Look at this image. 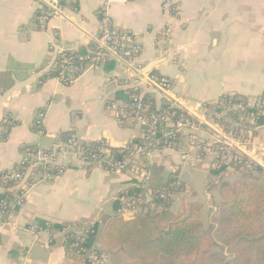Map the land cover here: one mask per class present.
Returning <instances> with one entry per match:
<instances>
[{
  "label": "crops",
  "instance_id": "obj_1",
  "mask_svg": "<svg viewBox=\"0 0 264 264\" xmlns=\"http://www.w3.org/2000/svg\"><path fill=\"white\" fill-rule=\"evenodd\" d=\"M64 1L60 12L41 30L37 14L59 0H0V171L20 162L23 147L52 149L67 133L81 141L104 138L114 147L131 142L138 135L137 128L119 123L106 104L117 97L122 85L134 81L140 85L146 75L144 67L154 61L151 72L171 80V94L179 107L203 122L204 110L221 96L238 94L248 99L263 90L264 0ZM104 10L113 26L137 36L142 47L137 61L116 60L110 68L103 64L85 67L69 85L50 77L54 55L47 51L48 41L57 35L66 50L86 49L98 34ZM139 89L157 106L169 101L157 89L147 85ZM6 117L12 126L3 137ZM210 124L214 123L207 124L212 135L208 131L194 139L183 135L173 149L153 151L141 159L136 171L122 174L95 165H73L50 181L27 185L21 189L22 205L0 219L4 222L0 225V264H62L67 257L65 232L43 227V223L96 224L95 245L101 248L105 223L115 211L121 216L122 209L113 208L118 194L137 179L142 195L148 196L152 166H161L164 174L178 173L188 193L180 196L201 205L203 229L205 203L197 201L201 190L192 185L193 172L186 173V169L200 167L212 223L221 202L212 194L218 189V176H212L208 168L214 159L211 138L218 137ZM262 133L254 129L251 135L259 147L264 144ZM32 225L41 229L32 232ZM105 253L103 264H110L116 254ZM118 264L123 262L118 260Z\"/></svg>",
  "mask_w": 264,
  "mask_h": 264
},
{
  "label": "trees",
  "instance_id": "obj_2",
  "mask_svg": "<svg viewBox=\"0 0 264 264\" xmlns=\"http://www.w3.org/2000/svg\"><path fill=\"white\" fill-rule=\"evenodd\" d=\"M59 3L64 4L65 1L59 0ZM92 47L93 43H90L84 50L68 51L76 57L80 70H84L87 64L85 57L93 55ZM113 62L115 60L106 61L103 65L110 68ZM56 76L57 70L53 67L50 77L56 78ZM135 94H139L141 100L149 105V112L154 110L162 112L167 107L166 104L157 106L150 95L141 92L140 89L126 86L121 88L116 94L117 97L114 98L124 102L126 106L123 112L126 114L133 109L131 96ZM222 98L229 103H242L245 106L243 112L232 106L227 114L232 120H237L244 125L238 129L234 128V132L239 133L242 129L251 128L249 126L251 124L248 125L246 122V117L251 113L254 115L255 127L264 125V116L257 114L259 111L256 107L247 105V99L243 96L234 94L230 98L224 96ZM172 110L176 114L183 112L180 108H172ZM239 112L244 117L241 120L237 118ZM6 118L4 127L7 131L3 133V137L12 126L11 119ZM219 122L224 123L222 120ZM142 131L145 132L146 128L142 127ZM63 136L60 142H64L70 134H63ZM132 142L141 144L143 139L137 135ZM81 144L86 153L93 152L100 156L91 166H99L105 170L111 169L114 162L125 160L128 155L127 148L111 146L104 138L82 141ZM34 148L36 147L25 146L21 151L24 153ZM100 149H105V152H100ZM147 149L153 151L156 148ZM233 164L232 168L240 171L241 179L235 181L232 186L221 178L222 173L227 171L224 166L210 170L212 176H218V190L222 201L211 225L202 233H199L202 226L199 216L200 203L186 202L183 196L177 195L180 205L176 210L171 209L173 194L184 193L186 190L185 183L179 180L177 172L164 174L161 166H152L147 180L148 196L142 195L141 188L137 186L139 182L137 179H132L131 185L118 194L113 208L115 210L130 209L131 205H135L142 210L127 218L113 217L105 223L100 234L101 252H112L116 256L117 253H121L125 257L123 264H264V168L256 164L251 168ZM131 166L130 163H126L121 169L124 171ZM14 167L19 171L22 169L19 163ZM14 183L0 185L2 190L0 219L15 213L24 202L21 188H13ZM43 224V227L57 228L65 232L67 257L62 264H92L88 257L90 250L95 248L98 232L96 224L85 227L68 222ZM75 226L82 230L77 232L74 229ZM216 247L219 251H212V248ZM118 260L121 261L120 258Z\"/></svg>",
  "mask_w": 264,
  "mask_h": 264
},
{
  "label": "built area",
  "instance_id": "obj_3",
  "mask_svg": "<svg viewBox=\"0 0 264 264\" xmlns=\"http://www.w3.org/2000/svg\"><path fill=\"white\" fill-rule=\"evenodd\" d=\"M49 7L43 8L36 16L37 27L41 30L45 29L51 18L60 12L63 4L59 3L51 8ZM92 43L93 55L85 57L87 60L85 67L88 68H96L99 64L111 60H123L133 64L139 58L138 56L142 50L141 44L135 34L131 30L115 28L111 24L105 10L101 11L98 34ZM47 51L54 55L53 67L57 70L56 79L61 83L65 85L67 83L71 84L83 71L80 70L79 65L76 63V57L71 52H68L70 50H66L61 46V41L57 35L48 41ZM136 69H140L139 65L136 66ZM144 79L147 85L159 90L163 94L172 85L167 77L153 72L144 75ZM224 97L230 98L232 95H224ZM131 99L133 109L127 114L123 112V108L126 105L120 99L109 100L106 104V109L118 122L137 128L138 130L140 129L141 133L139 137L143 139V142L140 144L131 141L126 144L127 146L124 149H128L127 157L125 160L114 162L111 169H109L110 171L123 168L133 158L134 161L139 158H145V155L149 152L147 149L149 147L153 149L174 148L179 139L185 135L186 131L196 128L197 124L204 123L201 118L189 114L183 108H181L183 111L181 114H176L172 110V108L179 107L176 100L175 102L171 101V106L167 105L166 109L162 112H157V110L149 112V105L141 100L139 94L132 95ZM215 104L218 107L227 108L233 103H229L228 100L226 101L224 98H221ZM246 104L256 107L259 111L257 114L264 116V87L262 92L256 97V100H248ZM233 105L239 111H245V106L242 103ZM40 116L43 118V114ZM253 117L252 113L248 116L251 121H253ZM41 120L39 118L38 123ZM142 127L146 128L145 132L142 131ZM217 138L218 141L214 148L216 155L213 159L212 168L224 166L228 167V169H233L232 163L235 166L240 165L245 168H251L255 164L264 168V154L261 155L256 152L246 154L247 157L245 154L239 152L243 143L247 140L241 132L236 133L233 129L226 127ZM81 142V140H78L72 134L55 148L36 147L33 150L25 151L22 153V158L19 162V165H22L20 171L14 166L11 169L0 171V185L15 182L13 187H20L23 190L27 185H31L33 181H50L56 176L63 174L67 168L73 165H77L76 167L80 168L93 164L100 157L99 154L93 152L86 153ZM129 144L131 146H128ZM100 152H105V149H100ZM131 207L138 208L135 205H131ZM139 209L141 208L139 207ZM37 229L41 228L36 225L30 227L32 232ZM81 230L76 229L77 232ZM106 256V253L101 252V249L95 247L93 250H90L88 258L92 264H103Z\"/></svg>",
  "mask_w": 264,
  "mask_h": 264
},
{
  "label": "rangeland",
  "instance_id": "obj_4",
  "mask_svg": "<svg viewBox=\"0 0 264 264\" xmlns=\"http://www.w3.org/2000/svg\"><path fill=\"white\" fill-rule=\"evenodd\" d=\"M50 5V7L49 8H51L52 7V5L51 4H49ZM111 22V21H110ZM115 27V26H114ZM116 28V27H115ZM127 30H129V29H127ZM132 31V30H131ZM133 32V31H132ZM134 33V32H133ZM136 36V35H135ZM137 37V36H136ZM61 46H62V42H61ZM63 47V46H62ZM53 55V54H52ZM143 81H142V83L140 84V85H137V84H135V81H134V84L133 85H130V84H128V85H126V86H131V87H134V88H138L139 89V87L140 86H146L147 84H146V81H145V79H144V77H142L141 78ZM168 80H170L169 78H167ZM171 81V80H170ZM126 86H123V87H126ZM147 87H150L149 85H147ZM150 88H152V87H150ZM142 92V91H141ZM171 92H172V90H171V85H170V87L168 88V90H166V92L164 93V95L165 96H167L168 98H169V101L167 102V103H165L166 105H168V106H171V101H174L175 102V100H177V98L176 97H173L172 96V94H171ZM145 93V92H144ZM233 96V95H232ZM258 96V95H257ZM256 96V97H257ZM256 97H250V98H246L247 99V101L249 100V101H254V100H256ZM221 98H222V96H221ZM221 98H219V99H217V100H215L214 101V103L213 104H210V107H208L207 109H205L204 111H205V113H204V115H203V118L205 119V122H207V124H208V122H213L214 124H210L209 126L212 128V129H215V131H214V134L215 133H217V135H219L222 131H224L225 130V128L226 127H229V128H231V129H234V128H239V127H241V126H244L242 123H239L237 120H230L229 119V117L227 116V114H228V112L231 110V108H232V106H234L233 104L232 105H229L227 108H223V107H219L220 108V110H219V108H218V106L215 104V102H217L218 100H220ZM179 106V105H178ZM178 108H180V107H178ZM236 108V107H235ZM181 109V108H180ZM241 112H243V111H241ZM241 112H239L238 113V115H237V118L239 119V120H241V119H243L244 117H242V113ZM193 115H195L194 113H193ZM228 117V118H227ZM213 119V120H211V119ZM220 120H222L224 123L222 124L221 122H219ZM202 123V124H197V127L196 128H193V129H191V130H188V131H186L185 132V135H186V137H188V138H191V139H194V138H198V136H201V135H204L205 133H207V131H208V133H210V135H212L213 134V130H212V134H211V130L208 128V126H207V124L206 123ZM244 122V121H243ZM246 122L248 123V125L249 124H251V125H249L251 128H246V129H242V130H240V132H241V134H243L246 138H247V140L243 143V145H242V148H241V150L239 151L240 153H242V154H245V156H247L246 154H252V153H256V152H258L259 154H261V155H263L264 153H263V150H264V144H263V147L262 146H258L257 145V142H255V140H253L252 139V137H251V135L253 136V132H254V129L256 130V132H258V131H260V130H264V125H262V126H260V127H255L254 126V121H251V120H249V118L248 117H246ZM120 123V122H119ZM121 124H123V123H121ZM246 124V123H245ZM124 125V124H123ZM216 125V126H215ZM247 125V124H246ZM247 125V126H248ZM124 126H126V127H131V126H129V125H124ZM218 127V128H217ZM252 128H254V129H252ZM218 129H220V131L218 130ZM138 130V129H137ZM247 130H250V132H247ZM252 132V133H251ZM141 133V130L139 129L138 130V135ZM261 137H262V141H263V143H264V133H262L261 134ZM180 140V139H179ZM211 144H212V147L210 146V149H213V151H212V153L214 154V158H215V155H216V153H215V149H214V145H216V143H217V141H218V138H216V137H212L211 138ZM179 142V141H178ZM177 142V143H178ZM256 144L255 146L256 147H253V144ZM177 145V144H176ZM175 145V146H176ZM125 146H127V145H123V146H120L121 148H124ZM174 146V147H175ZM252 147H253V150L251 151V149H252ZM261 148H263V149H261ZM173 149V148H172ZM167 150H171V149H165V148H160V149H155V150H153V151H158V152H160V151H167ZM153 151H149L148 153H147V155L148 154H150L151 155V153L153 152ZM248 157V156H247ZM210 158V156H209V154H208V156H207V159H209ZM143 159V158H142ZM140 158L139 159H137V160H135L134 161V158L131 160V161H129L128 163H130L132 166L129 168V169H127V170H124V171H122V169L121 168H119V169H115L113 172H122V174H124V173H126V172H131V171H136V169L138 168V164H139V162H140ZM205 161V160H204ZM136 163H137V165H136ZM212 165H213V160L210 162V164H209V166H208V168H209V171L212 169ZM137 167V168H136ZM189 168H191L190 166H188ZM67 169H69V168H67ZM224 169L225 170H227V171H225V172H223L222 173V180L224 181H227L228 182V184L230 185V186H232L233 185V183L235 182V181H237V180H240L241 179V173H240V171L238 170V169H235V168H233V169H228V167H224ZM201 169H200V167H194V170L193 171H190V169H186V173L188 174V173H191V172H193V179H194V181H195V183L194 184H192L193 186H194V189L196 190V191H200L201 190V192H197V201H200V202H204L205 203V212L203 213V215H202V220H203V223H204V228L203 229H201V231H199V233H202L203 231H205L209 226H210V224H211V221H210V218H209V208L207 207V202H206V198H205V195H204V193H203V191H202V180L203 179H205V176L203 175H201L202 173H201V171H200ZM196 173V174H195ZM239 178V179H238ZM54 179V178H53ZM219 182V181H218ZM216 186V185H215ZM190 191V190H189ZM181 194H188L187 193V189L184 191V193H175V194H173V197H174V200H173V205H172V210H176L177 208H178V205L180 204V202H179V199L177 198V195H181ZM212 194H214V196H215V194H216V196H217V200H218V202L220 203L221 201H222V197H221V195H220V193H219V190L218 189H216V192H212ZM214 199H215V197H213L212 198V200H211V203H213L214 202ZM218 202H216V203H218ZM218 206H219V204H218ZM141 211V209H139V207L138 208H130V209H128V208H123L122 210H121V212H119V214L121 215V216H124L125 218H127L128 216H132L133 214H135V213H138V212H140ZM216 214H217V212H216ZM112 215H114L113 217H115L116 215H118L117 213H116V211H115V213H112ZM130 216V217H131ZM4 224V222L3 221H0V225H3ZM90 225V224H89ZM74 229L76 230V229H78V230H80V229H82V228H79L78 226H75L74 227ZM100 246V245H99ZM98 245H95V247H97V248H99V249H101L100 247H99ZM212 251H215V252H217V251H219V249L216 247V248H212ZM118 256V257H117ZM117 256L115 255V257H113V261L110 263V264H118V258H120V262H124L125 260H124V256L121 254V253H117ZM105 260H107V258L105 259ZM111 260H112V258H111ZM102 264V263H101Z\"/></svg>",
  "mask_w": 264,
  "mask_h": 264
},
{
  "label": "water",
  "instance_id": "obj_5",
  "mask_svg": "<svg viewBox=\"0 0 264 264\" xmlns=\"http://www.w3.org/2000/svg\"><path fill=\"white\" fill-rule=\"evenodd\" d=\"M157 61L151 62L150 64H148L147 66L144 67L143 71L144 73H149L152 71V69L155 67Z\"/></svg>",
  "mask_w": 264,
  "mask_h": 264
}]
</instances>
